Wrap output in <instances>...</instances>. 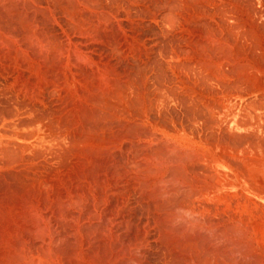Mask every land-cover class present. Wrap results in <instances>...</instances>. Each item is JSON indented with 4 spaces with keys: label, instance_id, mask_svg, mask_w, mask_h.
I'll list each match as a JSON object with an SVG mask.
<instances>
[{
    "label": "rangeland",
    "instance_id": "rangeland-1",
    "mask_svg": "<svg viewBox=\"0 0 264 264\" xmlns=\"http://www.w3.org/2000/svg\"><path fill=\"white\" fill-rule=\"evenodd\" d=\"M39 1H40V3L44 2L43 4H45V5H43L42 3L40 4V9H38V10H40L41 12L38 10L35 11L36 13L33 11L32 12L33 14L29 12L30 15L26 12L25 15L28 14L27 17L24 14L23 15L20 14V16H18L19 14H18V12L15 13L16 12L15 10H12V12L15 11L14 13L16 15L14 13H12L11 10H9V9L3 8V11H2V8H1V10H0V13L2 11L3 14H5V12H6L5 15L0 14L1 15L0 16V32H1V34H0V145H1L0 146V226L1 227L0 228L2 229L3 225L1 223L5 224L7 218L8 219L16 218L15 216H17V215L19 218V216L21 214V217L25 218L26 223H28V224H26V229H28V227L29 228H33V227L35 228L36 224H37V227L43 230V229H47L49 224H50V227H51V228L49 227L50 231H53V233H54L55 229L58 230L57 234H58V236H60L59 237L60 241L62 238H63V241H64V239L66 240L65 242L61 241L62 243L60 241H58V242L61 243L60 245L64 244L65 246L62 245L64 247H66V244H67V247L65 249L68 251L71 249V247L73 245V241H74V238L70 232L74 228V225H75L74 223L77 222V220L80 219L82 221L83 226H80V228H82V232H81V229L80 228L79 229H80V233L83 236V238L88 239L90 236L94 235L95 239H96L97 235L94 234V232H92V230L94 228H96V226L98 228L100 225H103L102 223L105 222L104 220L108 219V218L106 219L104 216H107V217L110 216L109 218H112L111 216H114V215L116 216V213H119L116 216L117 217L116 222L119 221L118 219H121L120 222H118V224H120V225L122 224L121 225L122 227L119 225V229H120L119 233L121 232L120 233L121 235H118V237H119V239H120V236L122 237L120 239V241L121 242L123 241L122 243L125 242L127 244L128 241L130 243L134 239V241L136 240L137 244L140 242L139 246L141 247V249H143V250L145 249V251H146L145 252L142 250L143 255L145 253V255H144L145 259L143 258V255H142V257H141L142 259L139 262L140 264H141V262H142V264H149V263L150 264H164V263L169 264V262H170V264H177V262H178V264H180V263L183 264L181 256L178 254V251H176L177 248L175 246L176 245L175 242L171 241L170 238H167L166 235H164L165 234L164 230H167L169 228L170 224H168L165 221L163 214H165L166 212H168L172 209H169V208L164 209V206L161 205V201L159 200V196L156 195L154 190L155 191L157 190L156 192H159L158 189L160 186H162V181H164L163 184L169 183L168 185H170V182H172V180L174 181V179L176 178L175 175L178 172L177 167L174 166V164L177 163L178 159H175V158H179L180 157L179 155L184 154L183 152H185V151H189V152H187V154L191 153L190 151H192L193 149H191V150L189 149V144L191 143L190 140L192 142H195L198 140V138H200V139L203 138L202 137L203 133L201 134V132H202L201 124H203L202 123L203 119H201V118H204V116H205L208 119L209 114L205 113V110H206V112H208L207 107L204 105V107H206L205 110H201V106H203L204 102H205V104L207 101L209 102L208 96L210 95V92L207 90V88L205 87V84L202 80H201L200 86L195 85V87L191 88V91L188 88L183 87L184 85L185 86L186 85L194 86V85H192V83H190L188 80L192 75H190V71H188L186 68L187 67L186 66V60L184 62V58H186L185 53L187 50L186 44L184 43L185 32L183 30H185V29H184V26L182 25L181 19H179V16H177V14H176V13H178L180 15V11H179V10H181L180 4L177 3L176 0H174V1L173 0H171V1L170 0H159V1L158 0H152L153 2H151L149 0H133V1L132 0H125V1L124 0L123 1L122 0H120V1L116 0L115 3H113V4H112V2H114V1H112V0H105V1L104 0H98V3L96 2L97 0H93V1L92 0H85L87 2V4L85 3L84 0H76V1L75 0H63L62 1L63 5H61L62 3H59L60 5H57L58 2H61L59 0H53V4H51L52 0H48L49 3L46 0H39ZM73 1H75V2H73ZM102 2H104V3L102 4ZM131 2H132V4L134 2V4L132 5ZM161 2H162V4H161ZM91 3L92 4L95 3V5L94 4H93L94 6L91 5ZM121 3H122V6H121ZM123 3L125 5L126 4H128V5L123 6L124 5ZM156 3L158 5V7H156L157 6V5H155ZM173 3H175V5ZM68 4L70 5L72 10L74 9L73 11L70 10ZM81 4L86 5V6H82ZM98 4L101 5L103 8L106 7L107 10H106V8H104V11H103L102 7H100V6L98 7ZM114 4L118 5V6H115ZM53 5H55L56 7ZM64 5H65V9L63 8ZM110 5L112 8H110V10H109ZM119 5L122 7V9ZM160 5H162V6H160ZM166 5H168V6H166ZM58 6L62 10V12L58 11V10H60L58 8ZM66 6H67V8H66ZM169 6L172 7V9ZM45 7H47V8H45ZM76 7H79V8H76ZM81 7H84L83 10L81 9ZM113 7L119 8L121 10L119 12H117L119 9L117 10L115 8L117 10L116 11ZM167 7H168V9H167ZM68 8H69V10H67ZM92 8H94V9H92ZM160 8L161 9L164 8V9L161 10ZM165 8H166V11H164ZM4 9L6 11H4ZM53 9H55V10H53ZM80 9L82 11H80ZM87 9L89 11L87 13H85L86 12L85 10H87ZM95 9H96V11H95ZM30 10L32 11V9L29 8V11ZM63 10H65V12ZM113 10H115V12H117L118 15H117V13L113 12ZM176 10H178V11H176ZM55 11L59 12V14H58V12H56V14H58L60 16V19H59V16H57V19H56V16L53 15V14H55ZM66 11L68 13H70V15H68V13ZM79 11H80V14L77 15ZM92 11H94V12H92ZM171 11L173 14L171 13ZM9 12H10V14H9ZM51 12H53V14H51ZM90 12L92 13L91 15H90ZM98 12H99V14H98ZM100 12H102V14ZM106 12L107 13L110 12L108 14H111V16H113L112 13L113 14L115 13V14L112 18L108 14L105 15ZM146 12H147V14H146ZM153 12H154V14L157 13L155 17L153 15H151V14H153ZM181 12H182V10H181ZM40 13L42 15H40ZM94 13H96V14L94 15ZM128 13H129V16L127 15ZM72 14H74V16H72ZM164 14H166V15L164 16ZM175 14L177 17L175 16ZM7 15L12 16V17H9ZM32 15H34L36 20L34 19V17L30 18V17H32ZM36 15H38V16H36ZM46 15H48L47 16L48 18H46ZM52 15L55 17V20H53L54 18L52 17ZM64 15H66V16L68 15V16L66 17ZM80 15L82 17H78ZM83 15H85V16L83 17ZM92 15L97 16L98 19H94L96 17H93ZM100 15H101V19H103V17H104L105 22L107 21L106 19H108V21L106 23L102 20V22H104L105 24L102 23L101 20H99ZM102 15H104V16H102ZM170 15L172 16L171 18H169ZM173 15L176 18L173 17ZM28 16H30V17H28ZM87 16H90V20H89V17L87 20V18H86ZM22 17H24L25 19ZM36 17H38L39 19L37 20ZM49 17H50V20H49ZM114 17H116L115 20H114ZM156 17H157V19H156ZM17 18H19V19H17ZM73 18L75 19V23L73 22ZM33 19L35 20V22H33L34 21ZM80 19L81 20L83 19V21L85 23L83 21H81ZM91 19H92V21H91ZM112 19H113V21H112ZM163 19L165 21H167L168 19H171L174 22V24L172 25V22L167 23ZM176 19H179V21L181 23H177L179 21ZM95 20H97V21L99 20V22H97ZM116 20H119V21L116 22ZM171 20H169V21H171ZM88 21H89V23L92 22V24H87L86 22H88ZM100 22H101V24H99ZM93 23H95V25ZM81 24H83V25H81ZM96 24H98V25H96ZM76 25H79V26H76ZM180 25H182V28ZM81 26L82 27L84 26V28H82ZM179 26H180V28H179ZM78 27L81 31L78 29ZM204 27L205 26H203V28ZM29 31H30L31 35L29 34ZM88 31H89V33H88ZM90 31H92V32L90 33ZM182 32H184V34ZM2 34L4 35V37L6 36L5 39H4V37L2 38ZM10 36H11L12 40L8 38ZM36 36H38V37H36ZM35 37H36V41L34 39ZM67 38H69V39H67ZM68 40H71V41L69 42ZM36 43H38L40 46ZM130 43L131 44L133 43L132 46ZM69 45H72V46H69ZM43 47H45L46 50ZM67 47H68V49H67ZM72 47H74L75 50H77V51L79 50V51L78 52L75 51L74 48L72 51L71 50ZM80 47H82V48H80ZM132 47L135 49L133 50ZM175 47H177L178 49ZM69 48H70L71 52H73V54L70 53ZM127 48H128V50H127ZM182 48L184 49L183 51H181ZM65 49L68 51H66ZM174 49H176L175 50L176 52L174 51ZM170 50H172V51H170ZM74 51H75V53H74ZM81 52H84V53H81ZM145 53L149 56L147 57ZM78 54H79V56H78ZM65 55H67V56L70 55L68 57L72 63L68 62L69 60H68L67 56H65ZM82 55L84 57H86V56L87 57L84 59V57ZM182 55H183V57H182ZM179 56L181 57V59ZM80 59L82 60V62L80 61ZM173 59H175V60H173ZM75 60H76V62H75ZM85 60H87V61L85 62ZM92 60H93V62H92ZM78 61H80L81 64H79L80 62H78ZM172 61L176 62L177 64L176 63L174 64ZM84 62H85V64H84ZM97 63L100 65V67H99V65H97ZM41 64H42V66H41ZM71 64H72V67L70 66ZM80 65H82V66H80ZM94 65L97 67V68L95 67L96 69L93 67ZM169 66L172 68V70ZM39 67H41V68L38 69ZM33 68L34 69L37 68L38 71L36 69V72H35V70ZM63 70L64 71L67 70L66 71L67 73L65 74V72ZM179 70H181L182 73L184 72V74H183L184 76L182 75V73H180ZM102 73H103V76H102ZM73 74H75V75H73ZM108 74H109V76H108ZM112 74H114L118 77H116ZM29 75H31V76L29 77ZM36 75L38 78L36 77ZM69 75H70V78L72 77L71 79H69V78L67 79V77H69ZM43 77H45V78H43ZM95 77H98V78H95ZM63 78H64V80H63ZM101 78L103 79V82H102ZM25 79L26 80L28 79L29 81L28 80L26 81ZM43 79H44V81H43ZM74 79H76V80H74ZM36 80H37V82H36ZM69 80H71V81H69ZM98 80L100 83L97 82ZM65 81L67 84L66 87H64L66 85V84H64ZM42 82H43V84H42ZM74 82L76 83V85ZM82 82H84V84ZM38 83H39V85H38ZM77 84H79V85H77ZM201 84L204 85V88L202 87ZM27 85H28V87L24 88V90H27V91H24L23 87L27 86ZM37 85H38V87L40 86V88H39L40 92L37 88ZM35 86H36V88H35ZM98 86H100V87L98 88ZM109 87H111V88L109 89ZM134 87H135V89H134ZM182 87L185 88L187 93L189 91L190 94L192 91L194 92L195 91L194 89H196V88L201 90V91L204 90V93L202 92L203 94H201V92H198L200 94L199 98L201 100H202L203 96L206 94V92H207L208 96L207 95L204 96L205 101H201L200 99H198V97H195L196 94H198L197 93L198 90L195 91V93H196L195 95L192 93L194 95L195 99L197 98L198 100H200L199 104H202L200 106L197 103L198 100L196 99L197 102H195L194 97L189 98L188 94L186 93L185 90H183ZM201 87L203 89H201ZM70 88H71V91H69ZM100 88L103 91L104 90L105 91L103 92L102 90H100ZM107 89H109V91ZM170 89L174 90L173 92L171 90V92L175 96V97L173 96L174 99H172V93L171 94L169 93ZM28 90L30 91V93ZM72 90H73V92H72ZM110 90H111V92H110ZM166 90H168V93ZM92 91H93V93H92ZM158 91L160 92V94H158L159 93ZM88 92L90 94H88ZM98 93H100V94H98ZM106 93H112V94H108L109 95V97H108ZM148 93L150 96L148 95ZM184 93L187 94V95L186 94L185 95H186V97L189 98L188 100H187V98H185ZM25 94H27V96ZM71 94L73 95L72 98H71ZM78 94H79V96H78ZM103 94H104V96H103ZM99 95H100V98H99ZM35 96H37V97H35ZM80 96H82V97H80ZM68 97L70 100L68 99ZM73 97H75L76 101H78V102H75V100H74L75 98L73 99ZM97 97H98V99H97ZM118 97H121L122 100H121V98H118ZM135 97H137V98H135ZM151 97H152V99H151ZM205 97H207V98H205ZM116 99H117V102L119 104L116 102ZM118 99H120V101H118ZM141 99H143V100L145 99V100L143 101ZM160 99L161 100L163 99V101H160ZM72 100H73V102H72ZM98 100H100V101L97 102ZM137 100L139 102H137ZM149 100H150V103H149ZM152 100H153L154 107H153V104H151ZM125 101H127V102H125ZM140 101H142V102H140ZM145 101H148V102H146L147 105L149 103V104H151L150 105L151 107H153V108L156 107L157 109H158L157 104H159V102H160L161 106L159 108V111L156 108H155L156 110L155 109L153 110V108L151 109L149 107V105L147 106L146 103L144 104ZM83 102H84V104H83ZM101 102H103V103H101ZM112 102H115V103L112 104ZM156 102H157V104H156ZM181 102L183 103V105H185L184 104L185 102L186 103L190 102L191 104H193L192 102L197 103L196 105H199V106H197V108L200 107V109L199 108L198 109L200 111H202V113L199 114L200 111H197L196 105L194 104V108H193V106L190 105V103H188L190 105V107H189V105L188 106L186 105L187 106L186 109H189V111L194 109L193 112L191 111L192 112L191 113V112L185 110V108ZM123 103H125V104H123ZM141 103L143 106L139 105ZM121 104H123V105H121ZM144 105H146L147 107ZM135 106H137V108ZM73 107H74V109H73ZM122 107H124L125 109ZM143 107H146V109ZM113 108H115V109H113ZM148 108H150L151 110L149 109V111H147ZM195 109H196V112H195ZM118 110H119V112L121 111L120 112L121 114L123 111L124 114L120 115L118 113ZM135 110L136 111L138 110V111L136 112ZM140 110L143 113L140 112ZM162 110L164 113L161 112ZM166 111L169 113H167ZM131 112H132V114H131ZM150 112H151V115L153 114L152 116L150 115ZM74 113H76V114H74ZM113 114H115L116 116L119 114L118 115L119 118L114 119L116 116L115 115L113 116ZM187 114H189V116H187ZM192 114H194V115L192 116ZM144 115H145V117H143ZM95 116L98 118H96ZM126 116H128V117H126ZM139 116H141V118ZM146 117L148 119L152 118L151 119L152 122L150 119H149L150 121L148 119H146ZM161 118H163V120H161ZM191 118L192 119L196 118V119L191 120ZM138 119H139V122H141L140 124L143 123L141 125L142 128H144V125L147 126V127L145 126L146 128H144V129H146V130L148 129L147 130L148 132L143 131L144 129L143 130L141 129V126L138 122ZM95 120H96V122H95ZM135 120H137V121H135ZM142 120H144V121H142ZM160 120H161V122H160ZM102 121H104L105 123ZM124 121L125 122L127 121V122L124 123ZM134 121H135V123H134ZM147 121H148V123H147ZM130 122H131V124H130ZM191 123H193L192 125L195 126L194 128L197 129V127H198V129L193 130V126H190ZM66 124H68V125H66ZM86 124H88V125H86ZM134 124L136 125L137 128L135 127ZM163 125H164V127H162ZM166 125H168L169 127ZM175 125H177V126H175ZM138 126H139V129H138ZM170 126H172V127H170ZM185 127L187 129H185ZM200 127H201V129H200ZM149 128H150V130H149ZM125 129L127 131H125ZM136 129H138V130H136ZM139 130L143 133H141ZM173 130H175V131H173ZM55 131H56V133H55ZM119 131L120 132L123 131V133H120ZM149 131H151L150 134H148ZM197 131H198V133H197ZM128 132H129V134H128ZM156 133H157V136L159 137V140L160 139L165 140L166 146H168L166 148L169 149V151H171L170 154L173 155L175 160L171 159L173 157L168 153L169 151L166 152L167 150L164 147L165 143H163L164 142L163 140L162 141L160 140L163 147L159 146L160 142H157L158 137L156 136ZM196 133H197V135H196ZM143 134L147 135V136L144 137ZM151 134H153V135H151ZM187 134H189V135H187ZM21 135H22V137H21ZM133 135H135V136L137 135V136L135 137ZM149 135H151V136H149ZM128 136L130 137L131 140L127 139V138H129ZM152 136H155L157 139L155 137L152 138ZM149 139L154 140L153 145H152L153 147L151 146L152 141ZM182 141L184 144L182 143ZM142 142H145V143L142 144ZM146 143H147V145H146ZM155 143H157V144L155 145ZM186 143H188V145H186ZM138 144H140V145H138ZM149 144H150V147H149ZM7 145H8V147H7ZM154 145H155V149L156 148H157V150L159 149V153H161L162 149L164 148L163 150H165V152L162 151L161 154L168 153L169 155L166 154L167 158L164 155L161 156V154L156 153L157 150H156V152L153 150ZM103 146L106 148L104 149ZM145 146H147L149 149L152 147L153 149L151 148V151L146 150L147 147H145ZM93 147H94V149H93ZM159 147L161 148V150ZM173 148L175 150H173ZM176 149L178 150V152ZM142 150H143V152H142ZM152 150L154 151L153 154L154 155L156 154L155 155L156 158L153 156ZM182 150H184V151H182ZM146 151H147V153H146ZM179 152H182V153L178 154ZM195 152L196 151L193 152L194 155L196 154ZM3 153H4V156L2 155ZM148 153L151 155H149ZM144 154H145V156H147L146 154H148V157H150L149 160H148V158H146L144 156ZM176 154H177V156H176ZM191 154L190 155L185 154V156L181 155V157L185 158V159H183V160H185V161H183V162H185L184 163V169L187 171V173H188V171L190 173V174L188 173L189 178H188V174L185 175V177L187 179L184 177L187 182L189 179L198 178V176H195V178H194L193 175H197L200 173L203 174L205 172V168H206V166L204 165L205 162L201 156H199L198 154L194 156L192 154L193 157H195L192 160ZM138 156H139V158H137ZM168 156H171V157H168ZM140 157L143 158L144 161L146 158L145 162L148 163L150 166L146 165V163L143 162V160H141ZM152 157H154L156 160L154 161V159ZM160 157L166 158L164 160L166 161V164H167L166 166L168 168L170 165L169 163H171V165H172V167L170 165L171 169L176 168L177 170L176 169H175L176 171L171 170L170 168H169L170 170H168V168L166 169V167L162 170L161 168H163V167L161 166V164H163V163H162V158L160 159ZM103 159H104V161H103ZM150 159H151V161H150ZM195 159H196V162L200 159L198 161L200 164L199 165L197 164V165L200 166L201 168L199 169L197 166L198 172L195 170L196 167H194L196 165V163H195V165L193 164ZM158 160H159V162H158ZM172 160H173L174 164H172V162H171ZM87 161L89 162V164ZM188 161H190V163L187 164ZM140 162L143 164H141ZM160 162H161V164H160ZM155 163H157V164H159V166H161V167H159V170H161V171L156 170V169H158V165ZM201 163H203V165L205 167ZM139 165L141 167H138ZM143 165L145 166V168H143L144 167ZM153 165L156 166L155 167L156 169L154 168ZM89 166L91 169L89 168ZM147 166H149V168H147ZM140 168L141 169L143 168V170H141ZM188 168L191 170L193 168H195V169H193V171H191ZM155 170L158 172H155ZM132 171H134V172H132ZM152 171H154V173H157L156 176L159 175V177L161 176L162 178H159V177L156 178L155 174H153L151 176L150 174L153 173ZM162 171L165 172L166 175L167 174L169 175L170 171H171L170 177L168 175L162 176L164 174ZM167 171H169V172H167ZM172 171H173V173L176 172L174 174L175 177L172 175L173 174ZM136 172L137 173L142 172V174H140V176L138 177L139 174H136ZM150 172H152V173H150ZM159 172H161L163 174H160ZM143 173H145V174H143ZM82 174H84V175H82ZM148 174H149V177H148ZM145 175L147 176V179H149V180L146 179ZM115 176L117 177V180H116ZM134 177L136 178V180L134 179ZM171 177H174V178H171ZM144 178H145V180H144ZM150 178H151V181H150ZM152 179L155 181H152ZM161 179H162V181H160ZM164 179H167V180L165 181ZM185 179H184V181H185ZM169 180H170V182H168ZM147 181L152 183V186H150V188H152V192H151V189H149V188H147V189H149L148 190L149 192H147V189H145L146 185H147V187L149 186V184L151 185V183H149ZM61 182H62V184H61ZM165 182H167V183H165ZM81 183H82V185H81ZM144 183H145V187H144ZM172 183H174V182H172ZM90 185H91V187H90ZM180 185L184 188V190H183V188H180L181 190L177 188V191H179L178 193H176L177 191L175 192L176 193L175 196L178 195V196H176L178 198V199H176V200H178L177 203L178 202L181 203L182 201L180 199L183 200L185 198V196L190 200H187L185 198L184 199L185 202L183 201V204L184 203L185 204L188 203V205H189V203H190V205L192 203L199 204L201 199H202V201L204 200L205 197L203 195L200 194V196H199V193L194 194L192 191H191L192 192L191 193L188 186H185V184H182V183ZM180 185H179V187H181ZM156 186H158V187H156ZM85 187L87 188L86 192H85V190H86ZM138 187H139V190H138ZM143 187L145 190L141 189ZM186 187H188V190ZM68 188H70V189H68ZM73 188H74V190H73ZM83 190H84V192H83ZM73 191L74 192L77 191V192L75 194H71V193H74ZM102 191H104V192L102 193ZM144 191H146V192H144ZM180 191L182 193L184 192L183 196H182V193ZM67 192L70 194H68ZM150 192H151V194H149ZM33 193H35V194L33 195ZM143 193L145 194V196ZM189 193H190L191 197H190ZM77 194H78V197L80 195L84 196L86 194L87 196L83 197V199L84 198H86V199L83 200L81 196H80L81 198L79 197L77 199ZM148 194H149V196H148ZM67 195L69 196V197H67L68 199H66ZM70 195H72L71 198H70ZM88 195L90 196V198L91 197L93 198L94 202H93L92 198H91V200H92L91 202L89 201L90 199L89 200L87 199ZM94 195L96 197L98 196L96 198L97 200L95 199ZM47 196L49 199L47 198ZM73 196L76 197V200L74 198L75 205L81 206V207H78V209L76 208V206L74 207V205H72L74 203L72 201ZM154 196L158 197L155 201H154V199H155ZM199 197H201V198H199ZM56 198H64V199H62V201H60L59 199H56ZM99 198H101V200ZM151 198H153V199H151ZM192 198H196L197 201L195 202V199L193 200ZM33 199H35V200H33ZM65 199L68 201L71 200L70 201L72 203V204L70 203L71 206H70L69 202L66 201ZM80 199H82V201H80ZM38 200L40 202H38ZM55 200H58V201L55 202ZM78 200H79V202H76ZM87 201H89V203ZM98 201L100 204H98ZM106 201L108 203H106ZM191 201H192V203H191ZM27 202H29V204L31 203L34 206H36V204H38L42 209L38 208L39 206L38 207L36 206V208L40 209L41 214L39 213V210L34 211L35 208L29 210V208L32 205L31 204L29 205ZM63 202L65 204H63ZM152 202H154V203H152ZM158 202H159L160 206L158 205ZM59 203H60V205H59ZM95 204H96V207H93ZM68 205H69V209H67ZM27 206L28 207L30 206V207L28 208ZM54 207L56 208L57 211L54 210L55 209ZM110 207H111V210H110ZM31 208H33V207H31ZM44 208H46V209H44ZM49 208H51L52 210H50ZM61 208L63 210H65L64 214L67 217V219L63 215V210L61 211ZM99 208L101 209V211L99 210ZM161 208L163 210H166V211H163ZM43 210L45 213L43 212ZM80 210L81 211L83 210V211L81 212ZM98 210L102 213H100ZM102 210H105L106 212H104ZM108 210H109V212H107ZM19 211L22 213L26 212L28 214H26V213L22 214ZM55 211H56V213H55ZM59 211H60V216H59ZM75 211L77 213H75ZM156 211H158V212H156ZM35 212H38L40 215H38ZM90 212H94L93 215H92V213L89 214ZM97 212H99L100 214ZM71 213H73L74 216H72ZM96 213L98 216L97 220H94V219H96V217L92 218L91 216H89V215L95 216L94 214H96ZM42 214H43V220L46 218L44 220L45 222H43V220L41 218ZM61 214L65 217L64 220H63L64 217ZM101 214H102L101 217H104L103 219L100 218ZM103 214H104V216H103ZM13 215H14V217H13ZM34 215H36V216H34ZM77 215L79 217H77ZM86 215L91 217L90 219L88 217L89 220L87 219V221L89 222L90 220H92L90 222L93 223V220H94L93 224L96 225V226H94L92 223H87L85 221L87 223L86 224L87 227L91 230H88L87 227H86V229H84V227L86 225L82 219L85 218V220H86V217H87ZM156 215L157 216L159 215V218ZM33 216L35 217L34 221L36 224L33 223L34 222ZM47 216H49V217L47 218ZM115 216H114V218H116ZM155 216H156L157 222L155 220ZM160 216H161V218H160ZM31 217H32V220H31ZM73 217L74 218L76 217L75 218L76 221H75V219H73L74 223L71 220ZM123 217L125 218L124 220H123ZM127 217H129V219ZM98 218L101 220H99ZM27 220H30L31 222L30 221L27 222ZM36 220H38L39 222ZM40 220H42L41 222L43 224L40 222ZM46 220L49 223L48 222L46 223ZM154 221L156 222V225H155ZM29 222H30V224H29ZM97 222L100 224H98ZM158 222H160V223L163 222V223H165L164 225H166V226H164L162 223V225L160 227V223H158ZM166 223L168 224V226ZM39 224H42L43 226L42 225L40 226ZM51 224L53 226H51ZM105 224H106V222L104 223V225ZM157 224L159 226H157ZM125 225L127 226V228L128 227H130V228L127 229L125 227ZM97 228H96V230H97ZM159 229L163 231V232L162 231L159 232L160 234L158 233ZM85 230H87V231L85 232ZM122 230H123V232H122ZM60 231H62V233H60ZM127 231H129L130 233L127 234ZM149 231H150V234L148 233ZM0 232L2 233V230ZM87 232H90V235H88ZM124 232L126 233V235L124 234ZM143 232L145 234L147 233L148 235H146L144 237L145 234L142 235ZM1 233H0V245H1ZM55 233H56V231H55ZM132 234H133V236H132ZM134 234H136V235H134ZM138 234L140 236L142 235L143 239H142V236L140 237ZM155 235H156V239L158 237V241L156 239L154 240V238L152 239V237ZM125 236L127 238H129L130 240L128 239V241H127V238H125ZM149 236H151V237L148 238ZM163 236L169 241L165 240V238ZM204 236L205 235L203 234L202 237H204ZM123 237L126 240L125 239L123 240ZM136 238L141 239L142 242L139 239H138L139 240L138 241ZM95 239L92 240V243L93 242L97 243V240H95ZM144 241L146 243L148 241V244L146 245V247L148 246L147 248L144 246L146 244ZM156 241H157V243L155 244ZM170 241H171V244L169 243ZM150 242L152 244H150ZM172 242H173V244H172ZM220 242L218 244H219V246L220 245L221 246L220 247L218 246V248H221L222 251H219L220 249L217 250V251H219V252H217V254L218 253H220V254H218L216 257H214V259L208 257L207 255L201 256L203 258V259L201 258L202 259L201 262L203 264H208V263H210V264L211 263H213V264H220L221 263L222 264L223 262H224L223 264H225V263L226 264H228V263L229 264H236L237 261H238L237 262L238 264L245 263V261H240V260H237V261L233 260L234 262H231L232 260L229 261L230 258L228 259L229 255L227 254V252H225L226 249L223 252V249H224V248H222L223 242H221L222 244ZM96 243H95V245H96ZM141 243H145V244H141ZM93 245H94V243H93ZM149 245H151L152 248ZM223 247H224V245H223ZM146 249H148V250L150 249L149 251H151V252H149V251L147 252ZM174 249H176L175 250L176 252L174 251ZM168 252H169V255H167ZM221 252H223V253H221ZM163 253H164V255H163ZM225 253L227 255H225ZM171 254L174 256L172 257ZM161 255H163V257H161ZM145 256H147V257H145ZM226 256H227V258H226ZM159 257H161V258H159ZM174 257H175V260H174ZM179 257H180V259L177 260V258H179ZM162 258H163V260H164V258L167 260L169 259L168 263H166L167 260H164V262L162 263ZM219 259H221V260H219ZM203 260L205 262H203ZM246 261H247V263L251 264L252 260L247 259ZM263 261H264V258H263ZM239 262H241V263H239ZM263 263L264 262H260V264H263ZM253 264H257V263H255L253 261Z\"/></svg>",
    "mask_w": 264,
    "mask_h": 264
},
{
    "label": "bare ground",
    "instance_id": "bare-ground-1",
    "mask_svg": "<svg viewBox=\"0 0 264 264\" xmlns=\"http://www.w3.org/2000/svg\"><path fill=\"white\" fill-rule=\"evenodd\" d=\"M48 1V0H46ZM61 2H58L57 5H60L59 3H62L63 0H59ZM76 1V0H75ZM73 1V2H75ZM85 1V0H84ZM93 1V0H92ZM105 1V0H104ZM115 3L116 0H112ZM120 1V0H119ZM123 1V0H122ZM125 1V0H124ZM133 1V0H132ZM151 2H153L152 0H149ZM159 1V0H158ZM171 1V0H170ZM174 1V0H173ZM172 1V2H173ZM51 2V1H50ZM98 3V0L96 1ZM167 2V1H166ZM177 3L180 4V9L182 10H179L180 11V15L178 13L177 16H179V19H181V22H182V25L184 26V29L183 30L185 32V41L184 43L186 44V53H185V57L184 58V62L186 60V68L188 71H190V75H192L188 80L190 83H192V85L194 86H190V85H182L183 87L185 88H188L190 91H191V88L192 87H195V85H199L200 86V83H201V80L204 82L205 84V87L207 88V90L210 92V95L208 96L207 95V92L204 96H208V100L209 102L207 101L206 104L204 102L203 106H201L202 104H199L200 102V94L198 92H201V94L204 93V90L201 91L199 89H194L195 91H197L198 94L195 93V91L191 92V94L187 93V91L185 90V88H183V90L186 91V93L188 94V97H194V95L196 94L195 97H198V102L196 101L195 97H194V101L197 102L200 106H201V110H205V108L207 107V111L209 112H206L205 110V113L209 114V118L207 119V117L204 116V118H201L203 119V124H201L202 126V132L201 134L203 133V138H198L197 141L195 142H192L190 140V144H189V149H193L194 151H196L195 155H199L203 158L204 160V165L206 166L205 168V172L203 174H197V175H193L194 178L195 176H198V178H195V179H189L188 182L186 181V177L185 175H187L189 173H187V171L184 169V163L183 159H185L184 157H181V155L185 156L186 155H190L191 153L193 154V150L190 151L191 153H188L189 151H185L183 152L184 154H181L179 155L180 157L179 158H175V159H178L177 160V163L174 164L173 163V160L171 161L172 164H174V166L177 167L178 169V172H174L172 171V175L174 176V174L176 173V178L174 179V181L172 180V182H170V180L168 182H170V185L168 184H163L164 181H162V179L160 181H162V186L159 187V192H156L154 190V192L156 193L157 196H159V200L161 201V205L164 206V209L166 208H169V209H172L168 212H166L164 215V219L165 221L170 224L169 228L167 230H164L166 237L167 238H170L171 241H174L175 242V246L177 248L174 249V251H178V254L181 256L182 258V263L183 264H203L201 262V260L203 259L201 256H208L210 258H213L216 257L218 254L217 252L219 251H222L221 248H218L219 246V242H223V245H222V248L223 249V252H227V254L229 255L228 259L230 258L229 261L231 262H234L235 260H240V261H245V263L243 264H246L247 263V259L249 260H252L251 261V264H253V261L257 264H260V262H264L263 261V258H264V0H176ZM175 2V3H176ZM42 3V2H41ZM40 1L39 0H0V10L2 8V11H3V8L5 9H9L11 10H15L14 12L17 13L18 12V16L21 15H25V13L27 12L29 15L30 13H32L33 11H37L38 9H40ZM44 3V2H43ZM42 3V4H43ZM47 3V2H46ZM49 3V1H48ZM57 3V2H56ZM81 3V2H80ZM85 3L87 4V2L85 1ZM90 3V2H89ZM100 3V2H99ZM104 2H102L103 4ZM107 3V2H106ZM175 3H173L175 5ZM53 4V0H52V3ZM95 5V3H93ZM91 3V5H93ZM101 4V3H100ZM124 4V3H123ZM130 4V3H129ZM132 4V2H131ZM130 4V5H131ZM134 4V2H133ZM132 4V5H133ZM162 4V2H161ZM164 4V3H163ZM178 4V5H179ZM45 5V4H43ZM50 5V4H49ZM56 5V4H55ZM53 5V6H55ZM63 5V3L61 4ZM66 5V4H65ZM65 5H64V9H65ZM69 5V4H68ZM79 5V4H78ZM82 5V4H81ZM93 5V6H94ZM115 5V4H114ZM128 4H124L123 6H127ZM129 5V6H130ZM136 5V4H135ZM154 5V4H153ZM157 5V3L155 4ZM48 6V5H47ZM51 6V5H50ZM52 6V7H53ZM80 6V5H79ZM82 6H86V5H82ZM102 7L101 5L98 4V7ZM108 6V5H107ZM115 6H118V5H115ZM120 6V5H119ZM121 6H122V3H121ZM120 6V7H121ZM128 6V7H129ZM162 6V5H160ZM168 6V5H166ZM165 6V7H166ZM44 7V6H43ZM49 7V6H48ZM56 7V6H55ZM97 7V8H98ZM158 7V5L156 6ZM170 7V6H169ZM176 7V6H175ZM29 8L32 9V11L30 10L29 11ZM47 8V7H45ZM51 8V7H50ZM59 8V6H58ZM67 8V6H66ZM69 8L70 10L71 7L69 5ZM69 8L67 10H69ZM74 8V7H73ZM76 8H79V7H76ZM84 7H81V9L83 10ZM106 8V7H104ZM104 8L102 7V10L104 11ZM111 5L109 7V10H110ZM114 9L116 7H113ZM172 9V7H170ZM179 8V7H178ZM4 9V11H6ZM34 9V10H33ZM52 9V8H51ZM60 9V8H59ZM80 9V11H82ZM94 9V8H92ZM91 9V10H92ZM117 10L119 8H116ZM115 9V10H116ZM122 9V7H121ZM121 9H119L117 12H119ZM128 9V8H127ZM161 9V8H160ZM164 9V8H162ZM161 9V10H162ZM168 9V7H167ZM8 10V11H9ZM55 10V9H53ZM58 10V9H57ZM74 10V9H73ZM72 10V11H73ZM77 10V9H76ZM75 10V11H76ZM98 10V9H97ZM101 10V9H100ZM101 10V11H102ZM107 10V8H106ZM108 10V11H109ZM115 10H113V12H115ZM170 10V9H169ZM176 10V11H178ZM1 11L0 14H3ZM40 11V10H38ZM45 11V10H44ZM49 11V10H48ZM58 11H61L62 10H58ZM58 11H55V14H53V12H51V14L55 15L56 16V19H57V16H59V12ZM65 12V10H63ZM71 11V12H72ZM80 11L78 12L77 15L80 14ZM87 13L89 10H85ZM96 11V9H95ZM102 11V12H103ZM166 11V8L165 10ZM163 11V12H164ZM175 11V12H176ZM12 12V13H14ZM30 12V13H29ZM41 12V11H40ZM46 12V11H45ZM56 12H58V14H56ZM60 12V13H61ZM67 12V11H66ZM94 12V11H92ZM102 12H100L102 14ZM112 12V11H111ZM115 12V13H117ZM169 12V11H168ZM14 13V14H15ZM36 13V12H35ZM47 13V12H46ZM68 13V12H67ZM84 13V14H85ZM110 13V12H108ZM106 12L105 15L108 14ZM114 13V14H115ZM172 13V11H171ZM170 13V14H171ZM6 14V12H5ZM3 14V15H5ZM8 14V13H7ZM10 14V12H9ZM26 14L25 16L27 17ZM33 14V13H32ZM39 14V13H38ZM75 14V15H76ZM82 14V13H81ZM89 14V13H88ZM92 13L90 12V15ZM96 13H94L95 15ZM99 14V12H98ZM97 14V15H98ZM114 14L112 13V15L114 16ZM147 14V12H146ZM150 14V13H149ZM157 14V13H156ZM156 14H151L153 15L154 17L156 16ZM173 14V13H172ZM171 14V15H172ZM175 14V16H176ZM16 15V14H15ZM40 15H42L40 13ZM50 15V14H49ZM52 15V17L54 18L53 20H55V17ZM68 15H70V13H68ZM67 15V16H68ZM109 16H111V14H108ZM118 15V13H117ZM116 15V16H117ZM129 16V13L127 14ZM166 14H164L165 16ZM170 15L169 18H171L172 16ZM1 16V15H0ZM9 16V15H7ZM14 16V15H13ZM38 16V15H36ZM48 15H46V18ZM66 16V15H64ZM66 16V17H67ZM72 16H74V14H72ZM85 15H83L84 17ZM93 16V15H92ZM104 16V15H102ZM113 16H111L113 18ZM150 16V15H149ZM148 16V17H149ZM161 16V15H160ZM173 15V17H175ZM176 16V17H177ZM9 17H12V16H9ZM30 17V16H28ZM34 15H32V17L30 18H33ZM41 17V16H40ZM51 17V18H52ZM65 17V18H66ZM70 17V16H69ZM78 17H82L81 15L78 16ZM88 17H89V20H90V16H87V20H88ZM93 17H96L94 19H98L97 16H93ZM99 20H102L105 22V19L103 17V19H101V15L99 16ZM118 17V16H117ZM158 17V16H157ZM156 17V19H157ZM175 17V18H176ZM20 18V17H19ZM17 18V19H19ZM24 18V17H22ZM29 18V19H30ZM37 20L39 19L38 17H36ZM45 18V17H44ZM85 18V19H86ZM116 17H114V20H115ZM131 18V17H130ZM152 18V17H151ZM12 19V18H11ZM25 19V18H24ZM28 19V18H27ZM35 19V17H34ZM33 19V20H34ZM59 19H60V16H59ZM84 19V18H83ZM83 19L81 21H83ZM159 19V18H158ZM173 19V18H172ZM179 19H176L179 21ZM21 20V19H20ZM36 20V19H35ZM35 20L33 22H35ZM49 20H50V17H49ZM52 20V21H53ZM86 20V21H87ZM99 20H95L97 22H99ZM108 21V19H106ZM164 20V19H163ZM171 19H168L167 23H170L172 22V25L174 24V22L171 20ZM174 20V19H173ZM72 21V20H71ZM78 21V20H77ZM92 21V19H91ZM106 21V22H107ZM113 21V19H112ZM119 21V20H116V22ZM175 21V20H174ZM22 22V21H21ZM24 22V21H23ZM32 22V21H31ZM32 22V23H33ZM37 22V21H36ZM54 22V21H53ZM73 22L75 23V19L73 18ZM84 22V21H83ZM101 22L99 24H101ZM102 22V23H104ZM105 22V23H106ZM180 21L177 22V23H181ZM38 23V22H37ZM73 23V24H74ZM85 23V22H84ZM83 23V24H84ZM87 24H92V22L89 23L86 22ZM104 23V24H105ZM30 24V23H29ZM34 24V23H33ZM81 24V25H83ZM95 25V23H93ZM35 25V24H34ZM98 25V24H96ZM182 25L181 28H182ZM76 26H79V25H76ZM103 26V25H102ZM166 26V25H165ZM171 26V25H170ZM179 26V28H180ZM203 26H205L203 28ZM38 27V26H37ZM36 27V28H37ZM82 27V26H81ZM95 27V26H94ZM172 27V26H171ZM174 27V26H173ZM77 28V27H76ZM84 28V26L82 27ZM81 28V29H82ZM105 28V27H104ZM79 29V27H78ZM28 30V29H27ZM32 30V29H31ZM80 30V29H79ZM34 31V30H33ZM81 31V30H80ZM28 32V31H27ZM92 31H90L91 33ZM184 32H182L184 34ZM4 33V32H3ZM32 33V32H31ZM35 33V32H34ZM89 33V31H88ZM1 34V32H0ZM29 34H30V31H29ZM41 34V33H40ZM6 35V34H5ZM31 35V34H30ZM8 36V35H7ZM39 36V35H38ZM36 36V37H38ZM4 37V35L2 34V38ZM34 37V36H33ZM36 37L34 38L35 41H36ZM6 38V36L4 37V39ZM9 39H11V36L8 37ZM13 38V37H12ZM44 38V37H43ZM70 38V37H69ZM67 38V39H69ZM8 39V40H9ZM33 39V40H34ZM45 39V38H44ZM43 39V40H44ZM71 39V38H70ZM12 40V39H11ZM38 40V39H37ZM15 41V40H14ZM42 41V40H41ZM69 42L71 40H68ZM34 42V41H33ZM44 42V41H43ZM31 43V42H30ZM48 43V42H47ZM73 43V42H72ZM35 44V43H34ZM38 44V43H36ZM75 44V43H74ZM129 44V43H128ZM131 44V43H130ZM133 44V43H132ZM131 44V46H132ZM13 45V44H12ZM39 45V44H38ZM77 45V44H76ZM20 46V45H19ZM35 46V45H34ZM40 46V45H39ZM47 46V45H46ZM45 46V47H46ZM69 46H72V45H69ZM128 46V45H127ZM130 46V47H131ZM135 46V45H134ZM182 46V45H181ZM185 46V45H184ZM183 46V47H184ZM37 47V46H36ZM45 47H43L45 49ZM78 47V46H77ZM180 47V46H179ZM48 48V47H47ZM50 48V47H49ZM73 48H71V50L73 51ZM82 48V47H80ZM177 48V47H175ZM23 49V48H22ZM21 49V50H22ZM64 49V48H63ZM68 49V47H67ZM132 49L134 50L135 48L132 47ZM178 49V48H177ZM43 50V49H42ZM46 50V49H45ZM66 50V49H65ZM70 50V48H69ZM70 50V53L73 54V52H71ZM75 50V48H74ZM84 50V49H83ZM128 50V48H127ZM132 50V51H133ZM138 50V49H137ZM136 50V51H137ZM176 49H174L175 51ZM184 49L182 48L181 51H183ZM44 51V50H43ZM68 51V50H66ZM77 51V50H75ZM74 51V53H75ZM79 51V50H78ZM77 51V52H78ZM172 51V50H170ZM173 51V52H174ZM19 52V51H18ZM29 52V51H28ZM42 52V51H41ZM45 52V51H44ZM176 52V51H175ZM180 52V51H179ZM185 52V51H184ZM43 53V52H42ZM80 53V52H79ZM81 53H84V52H81ZM87 53V52H86ZM130 53V52H129ZM147 53V52H146ZM145 53V54H146ZM178 53V52H177ZM183 53V52H182ZM22 54V53H21ZM62 54V53H61ZM144 54V55H145ZM184 54V53H183ZM16 55V54H15ZM71 55V54H70ZM68 55V56H70ZM172 55V54H171ZM181 55V54H180ZM67 56V55H65ZM67 56L68 58V62H71L69 57ZM79 56V54H78ZM77 56V57H78ZM81 56V55H80ZM83 56V55H82ZM146 56L148 57L149 55L146 54ZM175 56V55H174ZM84 57V56H83ZM87 57V56H86ZM84 57V59L86 58ZM180 57V56H179ZM183 57V55H182ZM73 58V57H72ZM29 59V58H28ZM83 59V60H84ZM181 59V57H180ZM64 60V59H63ZM175 60V59H173ZM183 60V59H182ZM34 61V60H33ZM73 61V60H72ZM80 61L82 62V60L80 59ZM78 61V62H80ZM87 60H85L86 62ZM76 62V60H75ZM81 62L79 64H81ZM84 62V64H85ZM93 62V60H92ZM173 62V61H172ZM26 63V62H25ZM28 63V62H27ZM72 63V62H71ZM95 63V62H94ZM99 63V62H98ZM97 63V65H99ZM154 63V62H153ZM174 64L176 62H173ZM63 64V63H62ZM70 64V63H69ZM78 64V65H79ZM88 64V63H87ZM96 64V63H95ZM177 64V63H176ZM83 65V64H82ZM80 65V66H82ZM169 65V64H168ZM42 66V64H41ZM72 67V64L70 65ZM70 67V68H71ZM91 67V66H90ZM94 68L96 67L95 65L93 66ZM100 67V65H99ZM103 67V66H102ZM108 67V66H107ZM170 67V66H169ZM28 68V67H27ZM41 67H39L38 69H40ZM97 68V67H96ZM95 68V69H96ZM109 68V67H108ZM107 68V69H108ZM171 68V67H170ZM185 68V69H186ZM34 69V68H33ZM37 69V68H36ZM36 69L35 72H36ZM37 69V71H38ZM69 69V68H68ZM72 69V68H71ZM70 69V70H71ZM93 69V68H92ZM79 70V69H78ZM102 70V69H101ZM104 70V69H103ZM172 70V68H171ZM178 70V69H177ZM64 71V70H63ZM67 71V70H66ZM66 71L65 74L67 73ZM73 71V70H72ZM77 71V70H76ZM90 71V70H89ZM92 71V70H91ZM180 73H182L181 70H179ZM34 72V71H33ZM41 72V71H40ZM70 72V71H69ZM94 73V72H93ZM108 73V72H107ZM110 73V72H109ZM113 73V72H112ZM116 73V72H115ZM37 74V73H36ZM92 74V73H91ZM96 74V73H95ZM175 74V73H174ZM184 74V72L182 73V75ZM38 75V74H37ZM36 75V77H37ZM72 75V74H71ZM75 75V74H73ZM97 75V74H96ZM99 75V74H98ZM111 75V74H110ZM114 75V74H112ZM181 75V76H182ZM31 75H29L30 77ZM33 76V75H32ZM40 76V75H39ZM65 76V75H64ZM86 76V75H85ZM88 76V75H87ZM95 76V75H94ZM102 76H103V73H102ZM109 76V74H108ZM116 76V75H114ZM113 76V77H114ZM184 76V75H183ZM42 77V76H41ZM66 77V76H65ZM99 77V76H98ZM98 77H95V78H98ZM118 77V76H116ZM26 78V77H25ZM38 78V77H37ZM45 78V77H43ZM71 79L70 78V75L69 77H67V79ZM76 78V77H75ZM21 79V78H20ZM19 79V80H20ZM34 79V78H33ZM77 79V78H76ZM74 79V80H76ZM115 79V78H114ZM24 80V79H23ZM26 80V79H25ZM28 80V79H27ZM26 80V81H27ZM42 80V79H41ZM40 80V81H41ZM64 80V78H63ZM73 80V81H74ZM84 80V79H83ZM87 80V79H86ZM102 82H103V79L101 78ZM18 81V80H17ZM29 81V80H28ZM44 81V79H43ZM52 81V80H51ZM71 81V80H69ZM68 81V82H69ZM80 81V80H79ZM12 82V81H11ZM37 82V80H36ZM85 82V81H84ZM84 82H82L84 84ZM90 82V81H89ZM99 82V80L97 81ZM110 82V81H109ZM70 83V82H69ZM75 83V82H74ZM86 83V82H85ZM88 83V82H87ZM95 83V82H94ZM100 83V82H99ZM188 83V82H187ZM198 83V84H197ZM26 84V83H25ZM28 84V83H27ZM43 84V82H42ZM64 84H66V81L64 82ZM104 84V83H103ZM108 84V83H107ZM130 84V83H129ZM24 85V84H23ZM39 85V83H38ZM37 85V88L39 90L40 86L38 87ZM76 85V83H75ZM79 85V84H77ZM99 85V84H98ZM202 85V84H201ZM67 84L64 86L66 87ZM71 86V85H70ZM81 86V85H80ZM85 86V85H84ZM110 86V85H109ZM116 86V85H115ZM130 86V85H129ZM132 86V85H131ZM13 87V86H12ZM23 87V86H22ZM28 87L27 86H24L23 87V90L24 88ZM100 86H98L99 88ZM102 87V86H101ZM122 87V86H121ZM124 87V86H123ZM179 87V86H178ZM198 87V86H197ZM202 87L204 88V85H202ZM201 87V89H203ZM36 88V86H35ZM68 88V87H67ZM76 88V87H75ZM91 88V87H90ZM97 88V87H96ZM111 87H109L110 89ZM128 88V87H127ZM159 88V87H158ZM157 88V89H158ZM74 89V88H73ZM109 89H107L109 91ZM135 89V87H134ZM162 89V88H161ZM165 89V88H164ZM21 90V89H20ZM22 90V91H23ZM31 90V89H30ZM37 90V89H36ZM64 90V89H63ZM91 90V89H90ZM100 90H102L100 88ZM114 90V89H113ZM122 90V89H121ZM159 90V89H158ZM174 91L173 89H170V94L172 93L171 92ZM206 90V89H205ZM24 91H27V90H24ZM29 91V90H28ZM66 91V90H65ZM71 91V88L70 90ZM79 91V90H78ZM103 91V90H102ZM101 91V92H102ZM105 91V90H104ZM103 91V92H104ZM107 91V92H108ZM167 93H168V90H166ZM40 92V90H39ZM68 92V91H67ZM66 92V93H67ZM73 92V90H72ZM95 92V91H94ZM102 92V93H103ZM111 92V90H110ZM113 92V91H112ZM120 92V91H119ZM159 92V91H158ZM157 92V93H158ZM164 92V91H163ZM203 92V93H202ZM23 93V92H22ZM30 93V91H29ZM78 93V92H77ZM93 93V91H92ZM121 93V92H120ZM141 93V92H140ZM176 93V92H175ZM184 93V95L186 94ZM194 95H193V94ZM32 94V93H31ZM88 94H90L88 92ZM100 94V93H98ZM107 96L109 97L108 94H112V93H106ZM136 94V93H135ZM160 94V92L158 93ZM157 94V95H158ZM186 94V95H187ZM27 96V94H25ZM30 95V94H29ZM145 95V94H144ZM149 95V93H148ZM183 95V96H184ZM185 95V98H187V100L189 99L188 97H186ZM193 95V96H192ZM198 95V96H197ZM72 94H71V98H72ZM79 96V94H78ZM95 96V95H94ZM104 96V94H103ZM106 96V97H107ZM150 96V95H149ZM148 96V97H149ZM154 96V95H153ZM159 96V95H158ZM165 96V95H164ZM173 93H172V99H174L173 97ZM204 96L202 98L201 101H205L204 99ZM37 97V96H35ZM34 97V98H35ZM82 97V96H80ZM133 97V96H132ZM157 97V96H156ZM202 97V96H201ZM75 97H73L74 99ZM78 98V97H77ZM99 98H100V95H99ZM118 98H121V97H118ZM137 98V97H135ZM207 98V97H205ZM69 99V97H68ZM98 99V97H97ZM152 99V97H151ZM156 99V98H155ZM204 99V100H203ZM65 100V99H64ZM70 100V99H69ZM75 102H78L76 101V98L74 99ZM87 100V99H86ZM85 100V101H86ZM102 100V99H101ZM104 100V99H103ZM122 100V98H121ZM143 100V99H141ZM145 100V99H144ZM143 100V101H144ZM154 100V99H153ZM153 100H152V103L153 104ZM66 101V100H65ZM64 101V102H65ZM84 101V102H85ZM100 100H98L97 102H99ZM118 101H120V99H118ZM124 101V100H123ZM160 101H163V99ZM168 101V100H167ZM166 101V102H167ZM192 101V100H191ZM190 101V102H191ZM211 101V102H210ZM73 102V100H72ZM83 102V104H84ZM116 102H117V99H116ZM122 102V101H121ZM127 102V101H125ZM137 102H139L137 100ZM142 102V101H140ZM148 102V101H145L144 104ZM155 102V101H154ZM188 102V103H190ZM103 103V102H101ZM115 102H112V104H114ZM118 103V102H117ZM116 103V104H117ZM134 103V102H133ZM149 103H150V100H149ZM149 107L152 109L154 107V104H153V107H151L149 104ZM168 103V102H167ZM166 103V104H167ZM182 103V102H181ZM188 103H184L185 105H182L184 106L185 110L189 111V109H186L187 106L189 105ZM193 104L190 103V105L193 106L194 108V104L196 105L197 103H194L192 102ZM202 103V102H201ZM90 104V103H89ZM119 104V103H118ZM125 104V103H123ZM121 104V105H123ZM127 104V103H126ZM157 104V102H156ZM210 104V105H209ZM70 105V104H69ZM82 105V104H81ZM132 105V104H131ZM141 106V104H139ZM147 105V103H146ZM144 105V106H146ZM147 105V106H148ZM158 106V111H159V108L161 106L160 102L159 104H157ZM187 105V106H186ZM189 105V107H190ZM199 105H196V109L197 111H200V107L197 108V106ZM204 105L206 107H204ZM209 105V106H208ZM77 106V105H76ZM88 106V105H87ZM107 106V105H106ZM114 106V105H113ZM116 106V105H115ZM128 106V105H127ZM130 106V105H129ZM146 106V107H147ZM166 106V105H165ZM168 106V105H167ZM186 106V107H185ZM104 107V106H103ZM110 107V106H109ZM117 107V106H116ZM137 108V106H135ZM146 107H143L146 109ZM188 107V108H189ZM81 108V107H80ZM79 108V109H80ZM83 108V107H82ZM124 108V107H122ZM121 108V109H122ZM134 108V107H133ZM132 108V109H133ZM135 108V109H136ZM140 108V107H139ZM142 108V109H143ZM147 111H149V109ZM153 108V110L155 109ZM174 108V107H173ZM192 108V107H191ZM192 108V109H193ZM74 109V107H73ZM72 109V110H73ZM115 109V108H113ZM125 109V108H124ZM129 109V108H128ZM141 109V110H142ZM150 109V110H151ZM155 109V110H156ZM162 109V108H161ZM160 109V110H161ZM196 109H195V112H196ZM102 110V109H101ZM140 110V112H142ZM191 110V109H190ZM194 110V109H193ZM193 110H191L193 112ZM88 111V110H87ZM92 111V110H91ZM125 111V110H124ZM136 111V110H135ZM138 111V110H137ZM136 111V112H137ZM145 111V110H144ZM169 111V110H168ZM189 111V112H191ZM85 112V111H84ZM96 112V111H95ZM115 112V111H114ZM121 112V111H120ZM119 112L118 110V113L120 115H123V111H122V114ZM139 112V113H140ZM163 112V110L161 111ZM167 112V111H166ZM165 112V113H166ZM191 112V113H192ZM72 113V112H71ZM88 113V112H87ZM134 113V112H133ZM143 113V112H142ZM153 113V112H152ZM164 113V112H163ZM169 113V112H167ZM202 111L199 112V114H201ZM76 114V113H74ZM84 114V113H83ZM118 114V115H119ZM132 114V112H131ZM138 114V113H137ZM136 114V115H137ZM141 114V113H140ZM147 114V113H146ZM178 114V113H177ZM206 114V115H207ZM115 114H113L114 116ZM116 116L114 119H118L119 116ZM129 115V114H128ZM143 115V114H142ZM150 115H151V112H150ZM153 115V114H152ZM151 115V116H152ZM155 115V114H154ZM164 115V114H163ZM169 115V114H168ZM194 114H192L193 116ZM203 115V114H202ZM205 115V114H204ZM162 116V115H161ZM160 116V117H161ZM167 116V115H166ZM187 116H189V114H187ZM208 116V115H207ZM73 117V116H72ZM88 117V116H87ZM96 117V116H95ZM121 117V116H120ZM128 117V116H126ZM141 118V116H139ZM145 117V115L143 116ZM156 117V116H155ZM163 117V116H162ZM98 118V117H96ZM102 118V117H101ZM139 118V119H140ZM164 118V117H163ZM163 118H161V120H163ZM188 118V117H187ZM92 119V118H91ZM139 119H138V122H139ZM146 119H148L146 117ZM150 120L152 118H149ZM148 119V120H149ZM196 119V118H195ZM195 119H192L191 120H195ZM128 120V119H127ZM149 120V121H150ZM154 120V119H153ZM160 120V122H161ZM110 121V120H109ZM117 121V120H116ZM119 121V120H118ZM133 121V120H132ZM137 121V120H135ZM134 121V123H135ZM144 121V120H142ZM186 121V120H185ZM82 122V121H81ZM96 122V120H95ZM104 122V121H102ZM127 122V121H126ZM124 121V123H126ZM152 122V120H151ZM165 122V121H164ZM199 122V121H198ZM77 123V122H76ZM105 123V122H104ZM112 123V122H111ZM122 123V122H121ZM141 122H139L140 124ZM148 123V121H147ZM146 123V124H147ZM131 124V122H130ZM129 124V125H130ZM143 124V123H142ZM140 124V126L142 125ZM152 124V123H151ZM176 124V123H175ZM186 124V123H185ZM193 123H191L190 126H193L192 125ZM68 125V124H66ZM79 125V124H78ZM88 125V124H86ZM125 125V124H124ZM135 125V124H134ZM148 125V124H147ZM155 125V124H154ZM158 125V124H157ZM165 125V124H164ZM164 125L162 127H164ZM133 126V125H132ZM146 125H144V128ZM168 126V125H166ZM177 126V125H175ZM184 126V125H183ZM182 126V127H183ZM53 127V126H52ZM51 127V128H52ZM101 127V126H100ZM122 127V126H121ZM125 127V126H124ZM136 127V125H135ZM149 127V126H148ZM152 127V126H151ZM169 127V126H168ZM172 127V126H170ZM179 127V126H178ZM195 126H193V130L196 129L194 128ZM55 128V127H54ZM127 128V127H126ZM137 128V127H136ZM144 128H142L141 126V129L143 130ZM155 128V127H154ZM153 128V129H154ZM45 129V128H44ZM49 129V128H48ZM102 129V128H101ZM100 129V130H101ZM131 129V128H130ZM138 129H139V126H138ZM136 129V130H138ZM140 129V130H141ZM173 129V128H172ZM180 129V128H179ZM185 129H187L185 127ZM191 129V128H190ZM198 129V127H197ZM196 129V130H197ZM201 129V127H200ZM56 130V129H55ZM59 130V129H58ZM124 130V129H123ZM139 130V131H140ZM148 130V129H147ZM146 129H144L143 131H146L148 132ZM150 130V128H149ZM168 130V129H167ZM176 130V129H175ZM173 130V131H175ZM92 131V130H91ZM95 131V130H94ZM125 131H127L125 129ZM124 131V132H125ZM177 131V130H176ZM191 131V130H190ZM199 131V130H198ZM197 131V133H198ZM108 132V131H107ZM120 132V131H119ZM141 132V131H140ZM151 131H149L148 134H150ZM153 132V131H152ZM178 132V131H177ZM189 132V131H188ZM192 132V131H191ZM190 132V133H191ZM34 133V132H33ZM52 133V132H51ZM56 133V131H55ZM96 133V132H95ZM110 133V132H109ZM120 133H123L120 132ZM126 133V132H125ZM131 133V132H130ZM143 133V132H141ZM154 133V132H153ZM166 133V132H165ZM176 133V132H175ZM184 133V132H183ZM186 133V132H185ZM196 133V135H197ZM23 134V133H22ZM98 134V133H97ZM129 134V132H128ZM140 134V133H139ZM138 134V135H139ZM147 134V133H146ZM171 134V133H170ZM18 135V134H17ZM32 135V134H31ZM60 135V134H59ZM144 135V134H143ZM153 135V134H151ZM149 135V136H151ZM155 135V134H154ZM172 135V134H171ZM189 135V134H187ZM194 135V134H193ZM26 136V135H25ZM56 136V135H55ZM126 136V135H125ZM135 136V135H133ZM137 136V135H136ZM135 136V137H136ZM142 136V135H141ZM147 136V135H144V137ZM156 136H157V133H156ZM22 137V135H21ZM28 137V136H27ZM30 137V136H29ZM85 137V136H84ZM83 137V138H84ZM129 137V136H128ZM155 137V136H152V138ZM158 137V136H157ZM177 137V136H176ZM196 137V136H195ZM194 137V138H195ZM200 137V136H199ZM82 138V139H83ZM113 138V137H112ZM111 138V139H112ZM117 138V137H116ZM134 138V137H133ZM156 138V137H155ZM170 138V137H169ZM193 138V139H194ZM114 139V138H113ZM127 139H130L127 138ZM157 139V138H156ZM192 139V140H193ZM96 140V139H95ZM98 140V139H97ZM131 140V139H130ZM147 140V139H146ZM151 140V139H149ZM161 140V139H160ZM159 140V137H158V140L157 142H160ZM163 140V139H162ZM161 140V141H162ZM83 141V140H82ZM100 141V140H99ZM122 141V140H121ZM152 144L151 146L153 145V141L154 140H151ZM165 143V140H163ZM185 141V140H184ZM133 142V141H132ZM137 143V142H136ZM145 143V142H142V144ZM172 143V142H171ZM170 143V144H171ZM183 143V141H182ZM181 143V144H182ZM19 144V143H18ZM157 143H155L156 145ZM161 147L162 146V143L160 142L159 143ZM184 144V143H183ZM17 145V144H16ZM23 145V144H22ZM140 145V144H138ZM137 145V146H138ZM147 145V143H146ZM155 145H154V151L156 152L157 148L155 149ZM178 145V144H177ZM186 145H188V143H186ZM1 146V145H0ZM18 146V145H17ZM102 146V145H101ZM143 146V145H142ZM8 147V145H7ZM63 147V146H62ZM84 147V146H83ZM87 147V146H86ZM104 147V146H103ZM147 147V146H145ZM149 147H150V144H149ZM165 148L168 147L166 146V143H165ZM188 147V146H187ZM20 148V147H19ZM52 148V147H51ZM102 148V147H101ZM100 148V149H101ZM106 147H104L105 149ZM109 148V147H108ZM113 148V147H112ZM141 148V147H140ZM151 148L149 149L148 147L146 148V150H150L151 151ZM160 148V147H159ZM94 149V147H93ZM138 149V148H137ZM164 149V148H163ZM165 152V150H163ZM188 149V150H189ZM87 150V149H86ZM120 150V149H119ZM136 150V149H135ZM152 150V154L154 153V151ZM161 150V148H160ZM166 152L169 151V149L166 148ZM173 150H175L173 148ZM177 150V149H176ZM89 151V150H88ZM87 151V152H88ZM161 151V153H162ZM184 151V150H182ZM143 152V150H142ZM141 152V153H142ZM163 152V153H164ZM178 152V150H177ZM176 152V153H177ZM97 153V152H96ZM109 153V152H108ZM145 153V152H144ZM147 153V151H146ZM156 153H159V149L157 150ZM159 153V154H161ZM169 154L171 153V151L168 152ZM166 153V154H168ZM182 152H179L178 154H180ZM143 154V153H142ZM141 154V155H142ZM149 154V153H148ZM148 154H146L147 156H144L146 158H149L148 157ZM166 154H161L166 156ZM168 154V155H169ZM175 154V153H174ZM191 154L192 156V160L195 158L193 157V155ZM4 156V153L2 154ZM92 155V154H91ZM99 155V154H98ZM151 155V154H149ZM156 155V154H155ZM153 154V156L156 158ZM172 157L173 155L170 154ZM194 155V156H195ZM102 156V155H101ZM136 156V155H135ZM171 156H168V157H171ZM175 156V155H174ZM177 156V154H176ZM154 157H152L154 159V161L156 160ZM6 158V157H5ZM104 158V157H103ZM139 158V156L137 157ZM141 158V157H140ZM146 158H145V161H146ZM151 158V159H152ZM159 158V157H158ZM157 158V159H158ZM162 157H160L161 159ZM167 158V156H166ZM165 157L162 158V163L160 162L161 166L163 168H161L162 170L166 167V169L168 168L166 165V161L164 159H166ZM190 158V157H189ZM188 158V159H189ZM201 158V159H202ZM150 159V161H151ZM169 159V158H168ZM171 159H174L171 158ZM174 159V160H175ZM187 159V158H186ZM81 160V159H80ZM83 160V159H82ZM141 160L144 161L143 158H141ZM200 160V159H199ZM198 160V161H199ZM104 161V159H103ZM153 161V160H152ZM153 161V162H154ZM191 161V160H190ZM190 161L187 162L190 163ZM196 162V159L194 161V165L196 163V165L193 168L195 169L196 171L198 170L197 169V166L200 164L199 162ZM88 162V161H87ZM148 162V161H147ZM152 162V163H153ZM159 162V160H158ZM193 162V161H192ZM130 163V162H129ZM141 163V162H140ZM146 163V162H145ZM150 163V162H149ZM151 163V164H152ZM89 164V162H88ZM133 164V163H132ZM143 164V163H141ZM157 164V163H155ZM171 165V163H169ZM198 164V165H197ZM203 165V163H201ZM134 165V164H133ZM146 165H149L148 163H146ZM158 165V169H156L155 165L154 168L156 170H159V164ZM169 165V168L171 169ZM191 165V164H190ZM203 165V166H204ZM86 166V165H85ZM144 166V165H143ZM150 166V165H149ZM149 166H147V168H149ZM186 166V165H185ZM204 166V167H205ZM88 167V166H87ZM138 167H141L140 165ZM152 167V166H151ZM90 168V166H89ZM145 168V166L143 167ZM143 168L141 170H143ZM168 168V170H170ZM198 168L200 169L201 167L198 166ZM79 169V168H78ZM91 169V168H90ZM165 169V170H166ZM176 169V168H175ZM174 168L171 169V170H175ZM176 169V170H177ZM189 169V168H188ZM193 169H189L191 171H193ZM145 170V169H144ZM155 172H158L156 171ZM164 170V171H165ZM175 170V171H176ZM90 171V170H89ZM135 171V170H134ZM132 171V172H134ZM148 171V170H147ZM151 171V170H150ZM161 171V170H159ZM190 171V172H191ZM153 172V173H152ZM150 173L151 176L153 174H156L157 173H154V171H152ZM163 172V171H162ZM169 172V171H167ZM198 172V171H197ZM200 172V171H199ZM80 173V172H79ZM90 173V172H89ZM160 174H163L162 176L166 175L165 172L161 173L159 172ZM186 173V174H185ZM193 173V172H192ZM129 174V173H128ZM136 174H139L138 177L140 176L141 173H137ZM145 174V173H143ZM149 174H148V177H149ZM170 174H171V171H170ZM170 174L168 175L170 177ZM184 174V175H183ZM190 174V173H189ZM189 174H188V178H189ZM196 174V173H195ZM84 175V174H82ZM89 175V174H88ZM91 175V174H90ZM166 175V176H167ZM200 175V176H199ZM81 176V175H80ZM129 176V175H128ZM143 176V175H142ZM146 176V175H145ZM165 176V177H166ZM174 176V177H175ZM116 177V176H115ZM130 177V176H129ZM159 175L156 176V178H158ZM174 177H171V178H174ZM186 179H185V178ZM191 177V176H190ZM82 178V177H81ZM125 178V177H124ZM155 178V177H154ZM153 178V179H154ZM159 178H162L161 176ZM167 178V177H166ZM181 180H180V179ZM192 178V177H191ZM80 179V178H79ZM111 179V178H110ZM134 179L136 180V178L134 177ZM143 179V178H142ZM146 179H147V176H146ZM152 181H155L153 180ZM168 179V178H167ZM167 179H164L165 181ZM185 179V181H184ZM60 180V179H59ZM112 180V179H111ZM116 180H117V177H116ZM145 180V178H144ZM149 180V179H147ZM157 180V179H156ZM61 181V180H60ZM64 181V180H63ZM71 181V180H70ZM97 181V180H96ZM134 181V180H133ZM150 181H151V178H150ZM159 181V180H158ZM84 182V181H83ZM149 182V181H147ZM146 182V183H147ZM151 183V182H149ZM148 183V184H149ZM167 183V182H165ZM176 183V184H175ZM185 184V186H188L189 187V190L190 192L192 191L194 194L195 193H199V196L200 194L203 195L205 198L204 200L202 201L201 199V203L199 202V204H194L192 203L191 201V205L189 203H184L183 204V201L185 202V198L187 200H190L188 199L186 196L185 198L182 200L180 199L182 202H178V199L175 194L178 193L179 191H177V188L180 189V188H183L180 184ZM62 184V182H61ZM68 184V183H67ZM155 184V183H154ZM82 185V183H81ZM115 185V184H114ZM158 185V184H157ZM160 185V184H159ZM179 185L181 187H179ZM118 186V185H117ZM150 186H152V183L151 185L149 184V186L147 187L146 185V188H149L151 189V192H152V188H150ZM184 186V185H183ZM58 187V186H57ZM72 187V186H71ZM74 187V186H73ZM80 187V186H79ZM87 187V186H86ZM85 187V188H86ZM91 187V185H90ZM142 187V186H141ZM144 187H145V183H144ZM141 188V189H144ZM155 187V186H154ZM158 187V186H156ZM188 187L187 190H188ZM60 188V187H59ZM64 188V187H63ZM76 188V187H75ZM107 188V187H106ZM70 189V188H68ZM144 189V190H145ZM147 189V192H149ZM63 190V189H62ZM74 190V188H73ZM78 190V189H77ZM85 190V189H84ZM83 190V192H84ZM89 190V189H88ZM138 190H139V187H138ZM181 190V189H180ZM184 190V188H183ZM182 190V191H183ZM186 190V189H185ZM47 191V190H46ZM87 191V188L85 190V192ZM177 191V192H176ZM61 192V191H60ZM63 192V191H62ZM74 192V191H73ZM77 192V191H76ZM76 192L74 193H71V194H75ZM82 192V193H83ZM92 192V191H91ZM104 191H102L103 193ZM146 192V191H144ZM151 192L149 194H151ZM176 192V193H175ZM181 192V191H180ZM187 192V191H186ZM185 192V193H186ZM191 192V193H192ZM68 193V192H67ZM66 193V194H67ZM81 193V194H82ZM90 193V192H89ZM142 193V192H141ZM182 193V192H181ZM180 193V194H181ZM184 193V192H183ZM183 193H182V196H183ZM188 193V192H187ZM35 193H33L34 195ZM47 194V193H46ZM65 194V193H64ZM70 194V193H68ZM79 194V193H78ZM78 194H77V199L81 196L82 199L84 196H87L86 194L84 196L80 195L78 197ZM105 194V193H104ZM144 194V193H143ZM142 194V195H143ZM148 194V196H149ZM90 195V194H89ZM88 195V200L91 202L93 200H91L90 196ZM153 195V194H152ZM190 195V193H189ZM72 195H70V198H71ZM76 196V195H75ZM73 196V204L66 200L68 199L67 197H69L68 195L66 196V201L69 202V204L71 203L72 205H74V207L76 206L75 205V200H76V197ZM95 196V195H94ZM105 196V195H104ZM145 196V194H144ZM143 196V197H144ZM151 196V195H150ZM181 196V195H180ZM198 196V195H197ZM34 197V196H33ZM38 197V196H37ZM40 197V196H39ZM58 197V196H57ZM80 197V198H81ZM98 197V196H97ZM95 196V199L97 198ZM100 197V196H99ZM155 199L154 201L158 198L156 196H154ZM153 197V198H154ZM161 197V198H160ZM189 197V196H188ZM191 197V195H190ZM189 197V198H190ZM48 198V196H47ZM51 198V197H50ZM69 198V199H70ZM75 198V200H74ZM146 198V197H145ZM148 198V197H147ZM151 198V199H153ZM201 198V197H199ZM203 198V197H202ZM38 199V198H37ZM49 199V198H48ZM56 199H59L60 201H62V199L64 198H56ZM82 199H80V201H82ZM86 198H84L83 200H85ZM101 200V198H99ZM193 200L195 199V202L197 201L196 198H192ZM35 200V199H33ZM41 200V199H40ZM97 200V199H96ZM186 200V201H187ZM28 201V200H27ZM58 201V200H55V202ZM59 201V202H60ZM64 201V200H63ZM89 201H87L89 203ZM108 201V200H107ZM106 201V203H108ZM112 201V200H111ZM159 201V202H160ZM32 202V201H31ZM38 202H40L38 200ZM53 202V201H52ZM65 202V201H64ZM63 202V204H65ZM76 202H79L76 201ZM94 202V200H93ZM110 202V201H109ZM159 202H158V205H159ZM194 202V201H193ZM29 204V202H27ZM62 203V202H61ZM67 203V202H66ZM85 203V202H84ZM96 203V202H95ZM122 203V202H121ZM154 203V202H152ZM31 204V203H30ZM29 204V205H30ZM34 204V203H33ZM50 204V203H49ZM70 204V206H71ZM98 204L99 201H98ZM105 204V203H104ZM32 205V204H31ZM60 205V203H59ZM62 205V204H61ZM78 205V204H77ZM83 205V204H82ZM106 205V204H105ZM126 205V204H125ZM26 206V205H25ZM36 206L38 207L39 205L36 204ZM36 206L32 205L30 209H34V211H38L39 210V213L41 214L40 212V209H42L40 206L38 208L40 209H37ZM57 206V205H56ZM64 206V205H63ZM89 206V205H88ZM160 206V205H159ZM22 207V206H21ZM49 207V206H48ZM61 207V206H60ZM59 207V208H60ZM69 209V205L67 206ZM78 207H81V206H76V208L78 209ZM93 207H96V204L93 206ZM109 207V206H108ZM154 207V206H153ZM157 207V206H156ZM55 208V207H54ZM53 208V209H54ZM155 208V207H154ZM158 208V207H157ZM46 209V208H44ZM50 210H52L51 208H49ZM73 209V208H72ZM76 209V210H77ZM93 209V208H92ZM108 209V208H107ZM162 209V208H161ZM56 210V208L54 209ZM63 209L61 208V211ZM94 210V209H93ZM99 210L101 211V209L99 208ZM98 210V211H99ZM106 210V209H105ZM105 210H102L104 212H106ZM110 210H111V207H110ZM118 210V209H117ZM158 210V209H157ZM163 210V209H162ZM57 211V210H56ZM55 211V213H56ZM65 210H63V215L65 216ZM67 211V210H66ZM81 211V210H80ZM83 211V210H82ZM81 211V212H82ZM99 211V212H100ZM161 211V210H160ZM163 211H166V210H163ZM162 211V212H163ZM20 212V211H19ZM44 212V210H43ZM97 212V213H99ZM109 212V210L107 211ZM111 212V211H110ZM158 212V211H156ZM22 213V212H20ZM23 213H26V212H23ZM22 213V214H23ZM37 213L38 215H40L38 212H35ZM45 213V212H44ZM75 213H77L75 211ZM93 215L94 212H90L89 214ZM97 213L94 214L95 216H92V215H89L91 216L92 218L96 217V219L94 220H97ZM102 213V212H100ZM99 213V214H100ZM28 214V213H26ZM53 214V213H52ZM72 216L73 213H71ZM79 214V213H78ZM117 214L119 213H116V216ZM124 214V213H123ZM161 214V213H160ZM159 214V215H160ZM31 215V214H30ZM33 215V214H32ZM45 215V214H44ZM55 215V214H54ZM62 215V214H61ZM62 215V216H63ZM112 215V214H111ZM122 215V214H121ZM155 215V214H154ZM159 215L157 216L159 218ZM12 216V215H11ZM29 216V215H28ZM36 216V215H34ZM33 216V217H34ZM42 217V220H43V214L41 215ZM58 216V215H57ZM56 216V217H57ZM59 216H60V211H59ZM63 216V217H64ZM71 216V217H72ZM87 216V215H86ZM86 217V220L85 218H81L83 220V222H87V223H92L90 221L89 222L87 221L88 217ZM102 214L100 215V218L103 219L104 217L108 220H104L106 222V224L104 225L105 222H101L103 225H98L99 227L97 228V226L94 223V220H93V225L96 226V228H94L92 230V232H94V234H96L97 238L95 239V236L92 235L90 236L88 239H85L83 238V236L81 235L80 233V229H81V232H82V228H80V226H83L82 225V221L79 219L77 220V222L74 223V220L75 219L74 217L71 219L72 222L75 224L74 225V228L71 230V234L74 238V241H73V245L71 247L70 250H66L65 248L67 247V244H66V247L60 245L63 241V238L59 239L60 236H58V230L55 229L54 233L53 231H50L49 230V227H50V224L48 226L47 229H40L37 227V224L35 223V217L33 218V223L36 224V227L34 228H29L26 229V220L25 218L21 217V214L18 218V215L15 216L16 218H10V219H6V222L5 224L1 223L3 225L2 227V233H1V245H0V264H140L139 262L141 261V257L143 255V251H145V249H141V247L139 246L140 242L137 244L136 243V240L129 243L128 239L126 236L125 238H127V241L128 243L125 244L122 243L120 241V239L122 238L120 236V239L118 237V235H121L119 233V225L118 222H120L121 219H118L119 221L116 222L117 220V217L114 218V216H111L112 218H109L107 216H103L104 217H101ZM125 216V215H124ZM156 216H155V220H156ZM14 217V215H13ZM26 217V216H25ZM40 217V216H39ZM49 216H47L48 218ZM66 217V216H65ZM65 217L63 218V220L65 219ZM77 217H79L77 215ZM89 217V219L91 218ZM121 217V216H120ZM119 217V218H120ZM130 217V216H129ZM129 217H127L129 219ZM29 218V217H28ZM38 218V217H37ZM45 218V217H44ZM161 218V216H160ZM30 219V218H29ZM46 219V218H45ZM44 219V220H45ZM67 219V217H66ZM70 219V218H69ZM88 219V220H89ZM99 219V218H98ZM99 219V220H101ZM125 218L123 217V220ZM25 220V221H24ZM31 220H32V217H31ZM40 220V222L42 221ZM43 220V222H45ZM161 220V219H160ZM30 221V220H27V222ZM38 221V220H36ZM76 221V219H75ZM162 221V220H161ZM164 221V222H165ZM31 222V221H30ZM29 222V224H30ZM39 222V221H38ZM48 221L46 220V223ZM85 222V225L87 224ZM157 222V220H156ZM156 222L154 221L155 225H156ZM42 223V222H41ZM45 223V224H46ZM49 223V222H48ZM98 223V222H97ZM122 223V222H121ZM126 223V222H125ZM160 223V222H158ZM163 222L160 223V227L162 225ZM166 223V224H167ZM43 224V223H42ZM42 224H39L40 226ZM91 224V225H92ZM100 224V223H98ZM165 223H163L164 225ZM167 224V226H168ZM48 225V224H47ZM46 225V226H47ZM92 225V226H93ZM122 225V224H121ZM120 225V226H121ZM127 225V224H126ZM125 225V227L127 228V226ZM29 226V225H28ZM43 226V225H42ZM45 226V225H44ZM51 226H53L51 224ZM55 226V225H54ZM93 226V227H94ZM157 226H159L157 224ZM166 226V225H164ZM1 227V226H0ZM70 227V226H69ZM87 225L84 227V229H86ZM122 227V226H121ZM120 227V228H121ZM159 227V228H160ZM44 228V227H43ZM46 228V227H45ZM51 228V227H50ZM80 228V229H79ZM88 228V227H87ZM124 228V227H123ZM130 228V227H128ZM127 228V229H128ZM58 229V228H57ZM122 229V228H121ZM162 229V228H161ZM164 229V228H163ZM0 230V231H1ZM88 230H91L88 228ZM158 230V229H157ZM87 230H85L86 232ZM147 231V230H146ZM162 230L159 229L158 233L161 232ZM91 232V233H92ZM123 232V230H122ZM126 232V231H125ZM124 232V234L126 235V233ZM135 232V231H134ZM163 232V231H162ZM60 233H62V231H60ZM88 235H90V232H87ZM130 232L127 231V234H129ZM150 234V231L148 232ZM205 235L204 237L203 234ZM85 234V233H84ZM145 233L143 232L142 235H144ZM160 234V233H159ZM158 234V235H159ZM69 235V234H68ZM87 235V236H88ZM136 235V234H134ZM139 235V234H138ZM137 235V236H138ZM141 235V236H142ZM148 235L147 233L144 235V237ZM162 235V234H161ZM62 236V235H61ZM131 236V235H130ZM129 236V237H130ZM133 236V234H132ZM140 236V235H139ZM140 236V237H141ZM151 236H149L148 238H150ZM164 237V236H163ZM123 237V240L125 239ZM154 238V240L156 239V235L152 237V239ZM165 238V237H164ZM95 239L97 240V243L96 242H93L92 243V240ZM137 239V238H136ZM139 239V238H138ZM137 239V240H138ZM142 239H143V236H142ZM69 240V239H68ZM126 240V239H125ZM130 240V239H129ZM132 240V239H131ZM141 240V239H139ZM138 240V241H139ZM147 240V239H146ZM158 241V237L156 239ZM165 240H167L165 238ZM58 241H60L61 243H59ZM66 240L64 239L63 242H65ZM137 241V242H138ZM157 241L155 242V244L157 243ZM169 241V240H167ZM171 241L169 242L171 244ZM142 242V240H141ZM145 242V241H144ZM153 242V241H152ZM220 242V243H221ZM96 243V245H95ZM146 243V242H145ZM145 243H141V244H145ZM148 244V241L147 243L144 245L146 247V245ZM150 244H152L150 242ZM173 244V242H172ZM222 244V243H221ZM70 245V244H69ZM143 246V247H144ZM151 246V245H149ZM157 246V245H156ZM221 246V245H220ZM219 246V247H220ZM144 247V248H145ZM148 247V246H147ZM146 247V248H147ZM154 247V246H153ZM171 247V246H170ZM152 248V246H151ZM172 248V247H171ZM218 249H220L219 251H217ZM143 250V251H142ZM147 252L150 250L146 249ZM173 250V249H172ZM162 251V250H161ZM164 251V250H163ZM175 251V252H176ZM146 252V251H145ZM151 252V251H149ZM171 252V251H170ZM221 252V253H223ZM173 253V252H172ZM174 254V253H173ZM225 253V255H227ZM145 255V253H144ZM144 255H143V258H144ZM164 255V253H163ZM163 255H161V257H163ZM166 255V254H165ZM169 255V252L168 254ZM166 255V256H167ZM177 255V254H176ZM178 255V256H179ZM171 256L173 257L174 255L171 254ZM177 256V257H178ZM147 257V256H145ZM159 257V258H161ZM170 257V256H169ZM176 257V256H175ZM175 257H174V260H175ZM221 257V256H220ZM202 258V259H201ZM225 258V257H224ZM227 258V256H226ZM145 259V258H144ZM147 259V258H146ZM179 258H177V260H179ZM208 259V258H207ZM206 259V260H207ZM148 260V259H147ZM164 260H167L164 258ZM163 258H162V263L164 262ZM169 260V259H168ZM168 260L166 263H168ZM173 260V261H174ZM205 260V259H204ZM203 260V262H205ZM212 260V259H211ZM221 260V259H219ZM234 260V261H233ZM150 261V260H149ZM144 262V261H143ZM172 262V261H171ZM210 262V261H209ZM218 262V261H217ZM221 262V261H220ZM238 262V261H237ZM236 262V264H238ZM207 263V262H206ZM224 263V262H223ZM222 263V264H223ZM228 263V262H227ZM241 263V262H239ZM142 264V262H141ZM150 264V263H149ZM165 264V263H164ZM170 264V262H169ZM178 264V262H177ZM181 264V263H180ZM210 264V263H208ZM213 264V263H211ZM221 264V263H220ZM226 264V263H225ZM229 264V263H228ZM249 264V263H247ZM264 264V263H263Z\"/></svg>",
    "mask_w": 264,
    "mask_h": 264
}]
</instances>
